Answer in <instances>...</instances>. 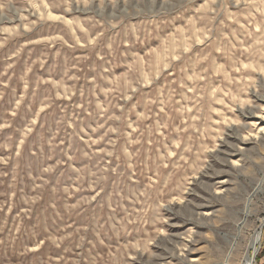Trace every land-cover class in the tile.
<instances>
[{
	"label": "rangeland",
	"instance_id": "obj_1",
	"mask_svg": "<svg viewBox=\"0 0 264 264\" xmlns=\"http://www.w3.org/2000/svg\"><path fill=\"white\" fill-rule=\"evenodd\" d=\"M263 174L264 0H0V264H264Z\"/></svg>",
	"mask_w": 264,
	"mask_h": 264
},
{
	"label": "bare ground",
	"instance_id": "obj_2",
	"mask_svg": "<svg viewBox=\"0 0 264 264\" xmlns=\"http://www.w3.org/2000/svg\"><path fill=\"white\" fill-rule=\"evenodd\" d=\"M263 183H264V174H263V178L261 179V182L260 184L255 188V192H253L252 196L254 197L255 194H257L258 192H260L263 188ZM252 199V198H251ZM250 202V201H248ZM250 204V203H249ZM250 214V209H249V206L247 205V208L245 209L244 211V219L246 220V218L249 216ZM245 222V221H244ZM262 222V225L264 224V219L261 221ZM241 224V223H240ZM244 223H242L240 226H239V230L242 229ZM241 231V230H240ZM261 232H256L255 236L252 238L251 240V243L249 245V250H248V253L247 255H245V259L243 261L242 264H256V255L258 254L259 250H260V245H261ZM238 236H236L234 238V241H233V247L235 246L236 244V239H237ZM231 255V254H230ZM230 255H229V259H228V262L226 264H229L230 262Z\"/></svg>",
	"mask_w": 264,
	"mask_h": 264
},
{
	"label": "water",
	"instance_id": "obj_3",
	"mask_svg": "<svg viewBox=\"0 0 264 264\" xmlns=\"http://www.w3.org/2000/svg\"><path fill=\"white\" fill-rule=\"evenodd\" d=\"M261 228H262V229L264 228V224L261 226ZM261 234H262V230H261Z\"/></svg>",
	"mask_w": 264,
	"mask_h": 264
}]
</instances>
